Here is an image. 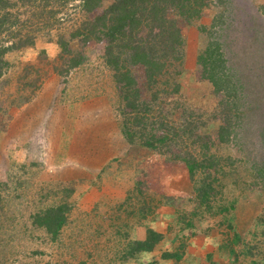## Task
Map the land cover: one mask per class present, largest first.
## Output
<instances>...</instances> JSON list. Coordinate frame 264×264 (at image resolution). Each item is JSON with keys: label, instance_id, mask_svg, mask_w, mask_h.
Wrapping results in <instances>:
<instances>
[{"label": "rangeland", "instance_id": "1", "mask_svg": "<svg viewBox=\"0 0 264 264\" xmlns=\"http://www.w3.org/2000/svg\"><path fill=\"white\" fill-rule=\"evenodd\" d=\"M222 1L198 2L191 21H177L187 51L197 55L210 31L236 96L216 93L197 55L185 51L153 80L128 61L142 98L157 94L146 114L123 100L124 87L104 61L105 43L77 34L108 0L94 12L81 0H49L45 26L32 16L39 4L13 7L23 21L37 20L28 34L33 44L9 50L0 77V264H192L200 257L190 246L202 241L216 255L207 264H264V0ZM74 58L81 62L72 66ZM136 115L144 117L151 146L129 133L139 127ZM223 123L232 132L220 142ZM161 133L168 139L155 141ZM186 154L215 164L192 178ZM213 176L200 202L197 189ZM63 201L67 220L52 238L34 216ZM148 229L161 239L150 251H134ZM193 236L201 239L193 244ZM175 252L179 259L162 256Z\"/></svg>", "mask_w": 264, "mask_h": 264}, {"label": "trees", "instance_id": "2", "mask_svg": "<svg viewBox=\"0 0 264 264\" xmlns=\"http://www.w3.org/2000/svg\"><path fill=\"white\" fill-rule=\"evenodd\" d=\"M103 1L105 0H81L80 5H82L81 7L85 12H94L102 6ZM108 1L107 6L102 8L99 13L91 17L90 20H87L78 29L77 34L82 35L85 39L89 38L105 43L104 61L108 67L112 68L115 81L119 84L120 88L124 87L123 100L132 112L143 111L146 114L149 112L152 101H157V94L150 95L151 98L148 101L144 97L142 98V92L139 85L136 84L135 76L126 63L129 61L132 65H142L145 69L146 81L153 80V77L166 71V67L172 66L175 61L180 63L184 55L185 43L180 34L177 17L182 16V19L191 21L199 11L193 6L198 2L202 6L206 3L204 0ZM221 2L223 1L221 0ZM29 3H36L41 6V10L38 13H32V16H39L40 20L28 15L27 19L23 21V19H20L16 15L13 7H17L18 5L26 6ZM47 3H49V0H0V77L7 66L5 60L6 53L11 49H18L33 44L34 36L32 33L30 36L28 34L30 31L35 30L33 26L34 20H37L40 25L45 26L46 19L42 16L46 13L44 11ZM213 26L215 24L212 23L211 27ZM203 32H205V29ZM4 35H7L6 39L9 41H4ZM59 42L63 49L67 50L65 49L66 43L61 40ZM222 56L220 44L211 38L210 31H208L204 50H201L196 57V65L201 67L202 78L211 83L216 93L223 92L227 97H235V82L231 81V76L228 77L227 75L223 77L226 67ZM71 61L73 64L71 65L75 66L81 62V59L74 58ZM180 73L181 71L176 70V74ZM179 87V82L174 81L171 87L172 92L177 93ZM143 119V116L136 115L132 123L139 124V127L129 133L133 138L134 136L139 139L142 138V141L140 139L141 144L151 146L152 136L146 139L145 135L142 134L146 128L144 127L145 123ZM191 122L192 119L189 118V124H191V129L193 130ZM184 130L189 135L192 134L186 128ZM122 131L124 134L127 132L124 126ZM231 132L232 128H230L229 123L221 124L218 127V140L220 142L228 141ZM161 134L155 141L164 142L168 139L166 133ZM133 138L131 137L129 141L133 142ZM203 146L207 147L206 144ZM176 156L174 155L175 158ZM181 159L186 164L189 175L192 178L197 169L201 167L208 169L215 164L211 158L205 161L208 162L207 165L202 162L199 163L190 154H186ZM215 181V176L210 181H207V179L204 181L203 179L201 186L197 189L200 202H205ZM68 210L69 204L63 201L61 204L49 207L45 211L35 215L34 223L43 226L50 236L55 238L67 220ZM147 234L146 240L136 241L134 251H150L162 237L160 233L153 229H148ZM162 256H171L179 259L181 253H162Z\"/></svg>", "mask_w": 264, "mask_h": 264}, {"label": "crops", "instance_id": "3", "mask_svg": "<svg viewBox=\"0 0 264 264\" xmlns=\"http://www.w3.org/2000/svg\"><path fill=\"white\" fill-rule=\"evenodd\" d=\"M197 36H198V34H196V37ZM189 43H190L189 41H186V43H185V46H186V48H185L186 49L185 50V55H197V52L196 51L198 49L196 50L195 48H193V49L192 48L191 49L188 48V51H187V47H188V44ZM155 230L158 231V232H160V233H162L161 229L156 228ZM163 235H165V234H163ZM198 238L201 239L200 237H197V236L194 237L193 236L192 238L189 239V241L192 240V243L194 244V240L195 239L198 240ZM167 242L172 243V238L171 237H168V241ZM161 250H164V249H161ZM161 250H158V252L161 253L162 252ZM213 250L214 249L211 250L208 247L207 243H205L203 241L199 245L194 244V246H190V253H195V254H197L200 257V259H199L200 261L199 262L198 261H193L192 264H207V263H205V261H206V257H208V255H211L212 257H215L216 256ZM190 253H188L186 255V258L187 257H190V255H189ZM181 262H183V260H181ZM156 264H174V261L171 260V259H169V258L168 259H164V260L159 259V260H157ZM208 264H210V263H208Z\"/></svg>", "mask_w": 264, "mask_h": 264}]
</instances>
